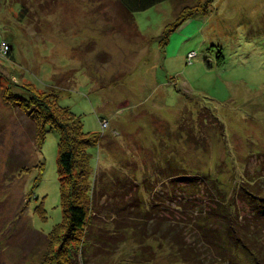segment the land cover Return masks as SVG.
<instances>
[{"label":"rangeland","instance_id":"obj_1","mask_svg":"<svg viewBox=\"0 0 264 264\" xmlns=\"http://www.w3.org/2000/svg\"><path fill=\"white\" fill-rule=\"evenodd\" d=\"M24 5L0 0V264H42L63 218L60 131L48 125L40 146L32 116L6 98H27L29 83L101 135L88 264H257L229 235L223 248L212 239L235 193L264 241L241 190L264 177V0H169L133 17L117 0ZM197 7L162 47L165 28Z\"/></svg>","mask_w":264,"mask_h":264},{"label":"trees","instance_id":"obj_2","mask_svg":"<svg viewBox=\"0 0 264 264\" xmlns=\"http://www.w3.org/2000/svg\"><path fill=\"white\" fill-rule=\"evenodd\" d=\"M25 8L24 0H20ZM121 9L126 14L133 17L135 13L148 10L169 0H117ZM200 8L185 9L183 14L172 26L164 30V37L160 41L165 47L170 35L183 21L193 17L196 10ZM207 6L204 4L203 10ZM219 61H223V56H219ZM24 92L28 97H23L15 93H7L6 98L19 105L24 111L28 112L36 122V137L40 146L46 141V127L48 125L56 127L61 134L59 143L58 172L61 183V204L63 208V218L57 223L49 235L52 243L50 252L46 255L42 264H88L85 252L92 244L90 227L98 212L96 202L97 190L95 185V175L92 168L93 153L91 148L98 147L100 132H87L80 116L76 115L67 106H62L59 102V95L56 91L39 90L34 84L24 85ZM42 178L45 164L42 162ZM172 177H176L173 175ZM183 177V176H180ZM39 178V179H40ZM261 177H259L260 179ZM258 178L245 179L242 184V194L246 200L251 201V211L261 219V225L253 227L264 229V177L258 183ZM96 198V199H95ZM231 200L228 210L222 212L221 228L218 230V238H213V244L226 247L227 235L231 237L235 244L243 245L253 256L257 264H264V241L259 238V230L252 231L249 222L243 219L237 205L236 195H230ZM226 205V203H225ZM43 207L42 205H40ZM39 206V211L41 207ZM122 207V206H121ZM245 217V216H244ZM123 217L122 219H124ZM246 218V217H245ZM255 218V219H258ZM126 224V220H121ZM115 233L119 230L116 221ZM157 227V226H156ZM155 227L157 232L159 229ZM203 227L210 229L211 226L203 224ZM212 229V228H211ZM207 230V231H208ZM171 231V230H169ZM118 233V232H117ZM118 237V234H115ZM90 237V238H89ZM171 242L177 246V250L185 261H196L198 256L194 254L195 248L188 243L187 239L180 235H172ZM106 241V240H102ZM97 245V244H96ZM53 260V261H52ZM233 263V258L229 259ZM235 264V263H233Z\"/></svg>","mask_w":264,"mask_h":264},{"label":"built area","instance_id":"obj_3","mask_svg":"<svg viewBox=\"0 0 264 264\" xmlns=\"http://www.w3.org/2000/svg\"><path fill=\"white\" fill-rule=\"evenodd\" d=\"M103 126H104V127H107V126H108V123H105V122H104Z\"/></svg>","mask_w":264,"mask_h":264}]
</instances>
